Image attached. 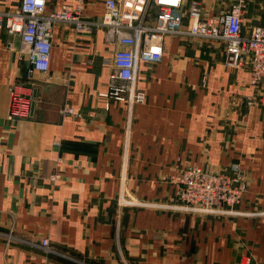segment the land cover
Instances as JSON below:
<instances>
[{"label": "crops", "instance_id": "crops-1", "mask_svg": "<svg viewBox=\"0 0 264 264\" xmlns=\"http://www.w3.org/2000/svg\"><path fill=\"white\" fill-rule=\"evenodd\" d=\"M20 1L0 0V12ZM103 1L84 0L82 28L54 22L48 71L29 80L27 118H7L9 83L27 80V49L0 28V264H264V215L180 214L118 199L168 200L181 169L237 164L249 177L238 207L264 211V82L227 65L222 40L165 34L161 58L139 61L145 99L129 110L104 96L113 82L105 60L120 45L95 23ZM196 1L210 15L234 2ZM75 3L46 0L45 12ZM244 9L245 33L264 25V0Z\"/></svg>", "mask_w": 264, "mask_h": 264}, {"label": "built area", "instance_id": "built-area-1", "mask_svg": "<svg viewBox=\"0 0 264 264\" xmlns=\"http://www.w3.org/2000/svg\"><path fill=\"white\" fill-rule=\"evenodd\" d=\"M104 12L97 22L105 28L108 42L120 45L105 65L113 68L112 84L104 96L123 101L129 110L133 104L143 102L144 91L138 86V64L140 60L158 61L162 55L161 41L166 34H187L200 38L219 39L224 42V62L234 68L247 66L251 82H264V25H253L245 33L242 28L245 0H234L220 15H210L201 9L200 2L193 0L184 5L183 0H104ZM84 0H76L73 6L45 12L46 0H21L17 8L0 12V28L10 34H19L26 46L29 61L27 80L9 83L10 120L29 117L33 97L29 80L34 72H46L49 68L51 30L56 21L75 22L82 28L86 22L80 19ZM154 9V23L145 22ZM63 112L72 114V108ZM181 175V174H180ZM182 178L194 184L204 183L207 195L212 185L228 179L227 174H210L199 168L187 167ZM244 170L237 168L235 178H244ZM176 183V182H175ZM177 185V183H176ZM123 197V192H120ZM130 205L148 206L147 201H127ZM161 207V205H158ZM163 207V206H162ZM174 208V206H169ZM42 246L49 249L44 238Z\"/></svg>", "mask_w": 264, "mask_h": 264}, {"label": "rangeland", "instance_id": "rangeland-1", "mask_svg": "<svg viewBox=\"0 0 264 264\" xmlns=\"http://www.w3.org/2000/svg\"><path fill=\"white\" fill-rule=\"evenodd\" d=\"M248 7L249 5H247V9ZM196 167L202 170L203 172L210 174H227L228 179L223 180L218 185H212L210 196H208L207 192L204 191L206 190V182L202 184L199 183L197 185L194 184V182L192 181L187 182L185 179L181 178L179 181L178 179L174 181L175 191L174 196L171 199L160 201L147 199L143 200L138 197H135L134 195H125L123 192L122 198L120 197L119 193V203L124 206H130L132 208H140L146 206L130 205L127 203V201H147L149 202V205L147 206L148 208L150 207L157 210L178 212L180 214L209 215L212 217L220 218H233L235 216L257 217L264 215V211H247L242 210L238 207V204L241 201L243 194L247 191L249 177L247 172L244 170L246 173V176L244 178H235L236 169L238 168L237 164L232 165L229 171H208L203 169L201 166L196 165ZM184 169L185 168L180 170L179 175H182V171ZM175 182L177 183V185ZM158 205H161V207ZM169 206H174V208ZM242 261L246 264H250V257L244 256Z\"/></svg>", "mask_w": 264, "mask_h": 264}]
</instances>
